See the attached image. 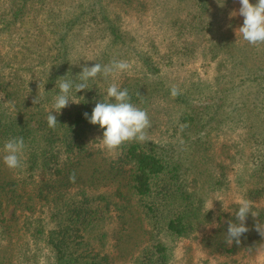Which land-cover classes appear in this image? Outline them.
Masks as SVG:
<instances>
[{"label": "trees", "instance_id": "1", "mask_svg": "<svg viewBox=\"0 0 264 264\" xmlns=\"http://www.w3.org/2000/svg\"><path fill=\"white\" fill-rule=\"evenodd\" d=\"M229 1L163 0L160 4L159 0H0V148L9 139L24 138V170L33 184L29 190L26 179L0 178V190L7 203L15 205L11 218L0 220V228L8 231L12 226L9 219L13 215L18 219V213L28 211L24 230L37 247L31 252L21 245L20 264L37 261L40 243L47 246L54 264H111L105 249L107 233L92 231L104 220L106 212L110 213L108 208L98 205L106 197L90 193L88 184H82L81 170L88 158L94 156L91 133L104 131L91 124L84 113L90 116L96 103L105 100L112 78L98 75L90 79L89 89L70 93V99L80 103L70 102L59 114L51 108L54 96L59 94L57 80L64 76L78 80L83 66L108 64L113 59L137 54V49L143 50L144 46L148 48L141 55L143 68L148 71L145 78L161 77V67L174 66L179 59L184 62V57L196 55L204 38L205 55L218 61L221 54L232 48L217 30L219 10L215 7ZM153 7L152 15L159 17L155 22L161 28L163 52L153 37L146 44L141 43L140 26L138 32L126 26L125 16L134 13L142 18ZM149 33L142 34L150 36ZM159 53L157 63L155 57ZM143 82L137 79L132 83L134 90L127 84L120 86L128 89L133 104L150 100ZM37 96L39 102L34 104ZM50 112L57 116L55 128L47 124ZM193 114L186 111L180 121L190 123L195 118ZM10 115L20 118V122L6 117ZM202 127H197L195 133L202 131ZM17 128L24 134H19ZM184 134L189 140L188 127ZM116 153L115 165L109 167L108 174L127 182L138 201V210L153 228L143 264H163L171 255L169 243L173 237L189 235L195 222L204 216L199 189L189 179L190 167L183 157L149 139L144 143H126ZM221 170L214 176L220 184L227 178L224 167ZM261 171L264 177V169ZM73 172L75 183L69 180ZM42 173L46 177L38 180L36 175ZM19 182L26 184L20 193ZM69 187H77L75 194L79 198L67 201L65 189ZM261 191L264 192V183L250 193L257 195ZM41 201L48 209L51 207L53 228L47 229L44 218H35ZM4 211L0 208L1 214ZM2 256L0 264H7Z\"/></svg>", "mask_w": 264, "mask_h": 264}, {"label": "rangeland", "instance_id": "2", "mask_svg": "<svg viewBox=\"0 0 264 264\" xmlns=\"http://www.w3.org/2000/svg\"><path fill=\"white\" fill-rule=\"evenodd\" d=\"M159 1L161 4L163 0ZM251 2L255 4L256 0ZM160 4H157V9ZM217 5V30L232 48L221 54L218 61L205 55L207 42L204 38L196 55L184 57V62L179 59L174 66H160L163 69L161 77L146 79L148 71L143 68L141 55L148 48L144 46L143 50L137 49V54L117 59L130 62L131 69L119 74L115 81L112 79L119 86L127 84L131 90H134L132 83L137 79L144 80L145 92L150 95V100L135 105L148 112L151 121V127L147 130L148 139L165 145L173 151V155L185 159L190 167L192 186L198 187L203 199L204 216L195 222L189 235L173 237L172 243H169L171 255L163 264H264V237L255 228L258 221L264 223V192L257 195L250 193L264 183L261 175V169H264V45L253 46L242 36H237V30L244 20L238 15L239 0ZM152 14L154 7L142 18L131 13L125 16L126 26L137 32L140 26L138 38L141 43L144 45L149 37H153L162 50L161 28L155 22V18L159 17ZM145 31H149L150 36L142 34ZM160 53L155 57L157 63ZM173 85L181 89V98L170 95ZM186 111L194 113L195 118L190 123L180 121ZM6 117L14 118L18 123L21 120L13 115ZM181 124L187 125L189 140L185 139L186 127L181 130ZM201 126L202 131L195 133L197 127ZM17 129L19 134H24ZM91 135L94 156L88 158L82 167L81 180L82 184H88L92 195L106 197L98 205L110 211L92 231L96 234L107 233L105 249L110 255L111 264H143L146 249L153 239L152 225L138 210V201L127 182L111 178V174H108L109 167L115 165L113 162L117 153L109 154L102 149L99 139L103 138V131H94ZM5 154L2 146L0 178L3 181L26 179L29 184L27 188L31 190L32 178L26 175L23 164L25 153L19 169H9L5 165ZM223 167L227 178L220 184L214 176ZM37 175L38 180L45 176L44 173ZM25 186V183L19 182L18 192H22ZM65 190L67 201L79 198L75 194L77 187ZM53 191L55 189L50 192ZM240 198L253 201V211L258 213V217L249 214L245 221L249 231L240 237L239 244L233 242L230 246L225 242L227 229L229 221L236 222L237 200ZM0 205L1 210H5L4 214L0 212V220L3 217L11 218L15 205L7 203L2 190ZM49 209L41 201L35 212V218H44L47 229L54 227ZM18 216V219L14 215L12 220L9 219L12 226L8 231L0 228V256L5 257L7 264H20L18 254L21 245L29 247L31 252L37 249L24 230L25 220L29 218L28 211L18 213ZM154 237L157 239V236ZM38 255L33 264H54L45 244L38 245Z\"/></svg>", "mask_w": 264, "mask_h": 264}, {"label": "clouds", "instance_id": "3", "mask_svg": "<svg viewBox=\"0 0 264 264\" xmlns=\"http://www.w3.org/2000/svg\"><path fill=\"white\" fill-rule=\"evenodd\" d=\"M240 8L238 15L244 18L243 25L238 28L237 36H242L243 40L253 46L264 45V0H239ZM131 69L130 62L126 60L113 59L108 64L95 63L94 66H83L82 72L77 75L78 80H71L61 77L56 82L59 88V94L53 98V109L59 114L66 108L70 102L79 104L75 99H70V93L81 92L89 89L88 81L102 75L105 79L115 78ZM40 87V86H39ZM181 94V89L173 85L170 89V95L175 98ZM39 102L38 96L33 100L34 104ZM84 116L93 125H99L103 129V138L99 139L102 149L109 154L115 153L122 145L130 142L144 143L147 139V130L151 127V121L146 109L140 108L131 102V96L128 89H121L120 86L112 82L106 90L104 101L96 103L92 114L84 113ZM57 116L50 112L47 116V124L50 128L57 125ZM187 125L181 124L183 130ZM25 141L23 137L9 139L4 144L3 157L5 165L9 169H19L22 167V156L25 150ZM72 183L76 182V174L73 172L69 176ZM235 214L236 222L229 221L225 242L228 245L240 243V237L249 231L245 221L249 214L252 217H258V213L253 211V201L240 198ZM259 234L264 237V223L259 221L255 225Z\"/></svg>", "mask_w": 264, "mask_h": 264}]
</instances>
